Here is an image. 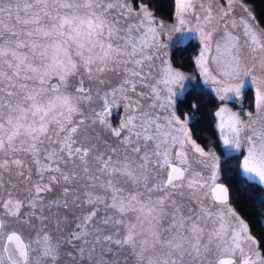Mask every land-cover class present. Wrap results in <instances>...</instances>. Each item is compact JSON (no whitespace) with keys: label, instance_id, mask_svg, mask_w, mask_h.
Instances as JSON below:
<instances>
[{"label":"snow or ice","instance_id":"6c2138e0","mask_svg":"<svg viewBox=\"0 0 264 264\" xmlns=\"http://www.w3.org/2000/svg\"><path fill=\"white\" fill-rule=\"evenodd\" d=\"M234 4L245 15L234 16ZM137 7L139 11L127 0H22L7 5L0 0V187L3 172L13 167L24 176L23 156H30L37 165V179L25 199H14L9 191L0 200L3 215L43 224L48 219L46 194L54 184L70 183L79 176L75 170L63 171L61 162L75 165L78 160L87 181L83 192L64 187V199L48 201L49 211L53 206L67 209L72 193L71 206L82 209L66 237L41 230L25 239L0 218V264H59L66 246L74 250L66 253L69 257L91 261L98 248L103 254L113 252V245L117 250L130 249L137 264H203L202 258L210 253L212 264H264L260 242L227 207L228 189L217 183L220 157L198 144L187 119L177 115V97L190 77L173 67L164 58L166 53L160 54L167 47L162 37L194 36L202 45L195 65L220 101L239 102L246 88L254 90V111L244 112L243 118L226 105L214 115L226 155L245 149L242 172L264 186V28L243 0H227V7L218 0H175L173 25L157 21L149 5L138 3ZM13 13L15 24L24 28L5 22ZM133 15L136 22L122 27L120 18ZM121 69L122 82L105 91L100 108L86 115L84 106L92 104L94 96L84 86L85 78L103 84L105 73L119 74ZM53 77L56 84L50 83ZM121 104L124 116L114 127L109 115ZM89 119L124 146L122 158L105 153L93 157L99 175H89L93 149L84 147L77 137ZM108 151L115 154L118 149ZM190 153L208 170L207 175L190 171ZM153 169H166L165 178L156 181ZM45 172L58 175L45 182ZM119 179L133 188L143 185L148 195L127 191ZM25 180H31L30 170ZM97 187L103 193L91 191ZM177 188L188 189L198 202L187 216L180 206L173 207L174 199L166 203L172 195L168 190ZM154 192L163 195L153 198ZM24 207L29 211L22 213ZM130 213L133 222L128 219ZM168 216L165 226L162 221ZM208 221H213L211 229H207ZM60 223L56 221V233L63 231ZM164 232L168 235L162 238Z\"/></svg>","mask_w":264,"mask_h":264},{"label":"rangeland","instance_id":"374dc122","mask_svg":"<svg viewBox=\"0 0 264 264\" xmlns=\"http://www.w3.org/2000/svg\"><path fill=\"white\" fill-rule=\"evenodd\" d=\"M17 2H22V0H4L5 5L10 4V3L15 4ZM127 2L132 5L131 0H127ZM218 3L221 6L227 7V0H218ZM243 3L252 11L253 16L255 17L254 10L252 9V7L248 3H246L244 0H243ZM132 7H133V5H132ZM233 7H234V12H233L234 16L239 17V16L245 15L237 4H234ZM134 9L136 11H139V8H134ZM20 14H21V16L24 15L23 12H21ZM14 16H15V13H13L12 19H8L7 17H5V22L8 24H15ZM120 19H121V26L123 27L126 23H135L137 20V17H135L133 15V16L127 17L126 19L123 17H121ZM155 19L157 21H163L165 24H168V25H173L176 23L175 16H173V18L171 20H162V19H159L157 17H155ZM255 22H256V19H255ZM191 23L193 25L195 24L194 18L191 21ZM15 26L18 30L25 27L24 25H20V24H15ZM27 27H32V26L28 25ZM235 31L237 34H239L240 28L237 27L235 29ZM189 40L198 42L199 50H198L197 55L195 56V59H196L197 56L199 55L200 51H201L202 45L199 43V41L194 36L184 37V36H181L179 34H173L171 40L167 39L166 37H162V43L167 45V47L161 48L160 54L163 56V54L166 53L167 55L164 58H166L172 64L170 56H171V52H172L173 48L176 45L186 43ZM155 63L157 65H159L160 61H155ZM173 67H175V66L173 65ZM175 68H177V67H175ZM177 69H179V68H177ZM179 70L183 71L187 76L190 77L189 80L185 81V91L189 87H191L192 84L195 83L196 81L201 82L203 85H205L206 87H208L212 90V88L209 85L204 83L203 77L200 75L199 70L197 69V67L195 65V62H194V69L193 70H191V71H186V70H182V69H179ZM154 75H155V70H154ZM123 76H124V73L121 69L119 71V74L117 72L105 73L103 76V79H104L103 84L99 83L97 80H88L87 78H85L84 86L86 88L90 87L92 89L93 96H94L93 103L90 105L84 106V110H85L86 115L90 116L92 108H96V109L100 108V106H101L100 96H102L105 91L119 85L122 82ZM191 77H194V79H191ZM50 83L56 84L57 83L56 78L53 77L52 80L50 81ZM70 83L73 86H75L77 81L75 78H72L70 80ZM247 89H249V88H246L245 92L247 91ZM69 90H72V89H69ZM137 90L141 91L139 86H138ZM143 91H147V89H143ZM185 91L177 97V101H178V99H180L183 96ZM252 92H253V102H254L255 93H254L253 89H252ZM97 93H99V95H96ZM214 94H215V92H214ZM129 95L134 96L133 93H129ZM222 105H226L232 112L240 113L242 118H243L244 112L254 111V108L252 110H249L246 108V105L244 102V97L239 102L236 101L235 99L231 100V101H220L219 100V105H218L215 112H217L219 110L220 106H222ZM112 112H113V115L115 117L114 118H112V116L109 117L108 122L115 127V126H118L119 121L124 116L123 104H121L120 108L113 109ZM193 117H194L193 115H187L184 118L183 117H180V118L182 120L187 119L188 128H189V122L191 121V119ZM216 124H217V118L215 121V127H216ZM217 134H218V131H217ZM77 137H78L80 143L84 147H91L93 149L92 152L89 153V157H88V161H89L88 167L90 168L89 175H91V174L99 175V173L96 172V169L99 167V164H98V162H96L93 159V157L97 153H105L106 155H113V159H115L117 156L122 158L124 155V146L119 143L118 138L111 136V134L107 131V129L103 128L99 124H92L90 119L87 120L86 124L81 127L80 131L77 133ZM218 140H219V135H218ZM219 143H220V140H219ZM220 145H221V143H220ZM109 148H117L118 151L115 154H112L111 152L108 151ZM221 148H222V154L218 153L213 148L205 149V150L206 151L207 150L215 151L216 155L218 157H220V163H221L223 158L228 156V155H226V150L222 146H221ZM238 153H242L244 155V154H246V150L242 148L241 152H238ZM232 154H236V153H232ZM23 159L25 162L24 168H23L24 176L17 175L18 170L14 167L11 169V171L3 172V175H2L3 186L0 187V200L7 198L9 191L12 192V197L14 199H22L23 200L29 195L27 189L30 188L31 184L37 179V176H36L37 165L32 161L30 156H23ZM41 162L45 163V161L43 160V153H41ZM189 162L191 164L190 171H202V172H204L205 175L208 174V170L205 169L202 164H199L197 162V160L195 159V157L191 153L189 154ZM48 163H50V162H48ZM60 167L63 171H66V172H71V171L75 170L76 172L79 173V176H78L77 180L72 181L70 183L61 182L59 184H54L52 192H49L46 194L44 215L47 216L48 219L46 221H44L43 224H41V222L38 220H31L30 222H27V223L17 221L14 218H9V217L3 215V209L0 208V217L7 221L8 227L10 229H15V230L21 232L25 239L34 238L36 236L37 232H40L41 230L52 232L54 235H60V236L66 237L68 235V233H70L73 230L74 225L76 223V217L81 214V211H82L81 208L71 206L72 193H70L69 196L67 197V199L69 200V204H70L69 208H67V209L64 207H58L57 208V207L53 206L51 208V210L49 211V209L47 207L49 200H55V199H61L62 200V199H64V197L61 196V193H62V190L64 187H69V188H72L74 190H79L80 192H83L84 187L87 184V181L84 178L85 174L81 171L78 160L76 161L75 165H73V163H71V162H69L67 165H65L63 162H61ZM149 167L151 168V165H149ZM29 170L31 171V180H25V177L29 175ZM166 171L167 170L165 169V170H160L157 172L155 169H153V174L155 175L156 181L163 180L165 178ZM51 175H58V173L45 172L44 173L45 182H47V178ZM243 175H244V173H243ZM101 179L105 180V179H107V177L102 176ZM250 180L256 181L254 179H250ZM219 181H221L220 166H219V175H218L217 182H219ZM152 182H154V181H152V180L149 181V183H152ZM96 183H97V185H99L100 181H97ZM119 183L123 187H125V189L127 191H139V192H144L145 196L148 195L145 192L143 185H138L135 188H133L132 185L125 184L123 179H119ZM263 188H264V186H263ZM91 191L103 193V190L100 189L99 187H97L95 189H91ZM168 191H170L172 193V195L169 197V201L166 203H170L171 200L174 199L176 201V204L173 205V207L180 206L181 211L185 216L190 214L189 209H197L198 208L197 200L193 197H190L188 189L177 188L174 190L169 189ZM181 191L184 192L183 196L179 195V193ZM202 191L203 190H201V194H202ZM151 195L153 198H155L157 196L163 195V193L154 192ZM143 198L144 197H141V199H143ZM203 203L205 205H207L208 201L205 200V201H203ZM101 207H103V206H101ZM219 207L224 208L225 206H219ZM227 207H231L236 212V210L234 209L233 205L230 202H228ZM28 211H29V209L27 207H24L21 209L22 213H26ZM108 211L111 212L112 210L109 209ZM168 211H171V209H168ZM213 211H215V208H213ZM102 214H103V212L98 213V215H102ZM237 215L240 217V215L238 213H237ZM128 219L130 222H133L134 221V215L130 213L128 216ZM170 219H171V217L168 216V217L164 218L162 223L165 226H167ZM57 220L61 221L60 227L63 229V231L60 233L55 232ZM214 220H215V217H213V221ZM213 221L207 222V229H211L214 226ZM207 229H206V231H207ZM167 235H168V233L164 232L162 234V238H163V236H167ZM205 239H206V235H205ZM113 249H114L113 252H107V253L102 254L100 252V249L98 248L96 253H94L93 259L91 261H89L87 259L79 260V259H73L72 257H69L66 253L69 251H74V250L71 249L70 247L66 246L64 249H62V252H64L65 254L62 255L59 264H137L136 258L132 254L130 249L124 248V249L117 250L115 245H113ZM149 254H151V253L150 252L145 253L146 256ZM202 259H203V264H212V261L214 259V255L210 253L207 255L206 259L205 258H202Z\"/></svg>","mask_w":264,"mask_h":264},{"label":"trees","instance_id":"16d2710c","mask_svg":"<svg viewBox=\"0 0 264 264\" xmlns=\"http://www.w3.org/2000/svg\"><path fill=\"white\" fill-rule=\"evenodd\" d=\"M254 10L256 22L264 28V0H244ZM134 8L137 4H147L154 16L162 20H171L175 13V0H131ZM199 50L198 42L189 40L176 45L171 52L172 64L182 70L194 69L195 56ZM246 108L253 109V92L247 89L244 95ZM197 107L193 109L191 105ZM219 100L214 92L196 81L176 103V112L180 117L193 115L189 122L192 138L205 149L213 148L222 154L215 127V111ZM242 153L226 156L220 163L221 181L230 191L229 202L236 212L248 224L251 235L260 242V251L264 254V188L256 181L243 175L240 161Z\"/></svg>","mask_w":264,"mask_h":264},{"label":"water","instance_id":"95a60500","mask_svg":"<svg viewBox=\"0 0 264 264\" xmlns=\"http://www.w3.org/2000/svg\"><path fill=\"white\" fill-rule=\"evenodd\" d=\"M111 114H112V112H111ZM110 114V115H111ZM109 115V116H110ZM217 183H219V184H222L223 186H225V187H227V189H228V192H229V199H228V202H229V200H230V191H229V188H228V186L226 185V183L225 182H222V181H219V182H217ZM1 218V217H0Z\"/></svg>","mask_w":264,"mask_h":264},{"label":"flooded vegetation","instance_id":"af4514ba","mask_svg":"<svg viewBox=\"0 0 264 264\" xmlns=\"http://www.w3.org/2000/svg\"><path fill=\"white\" fill-rule=\"evenodd\" d=\"M112 116V118H114L115 116L113 115V112H112V114L109 116V117H111Z\"/></svg>","mask_w":264,"mask_h":264}]
</instances>
